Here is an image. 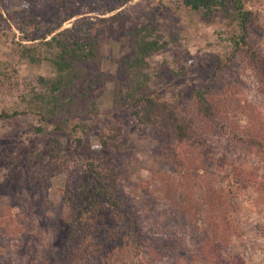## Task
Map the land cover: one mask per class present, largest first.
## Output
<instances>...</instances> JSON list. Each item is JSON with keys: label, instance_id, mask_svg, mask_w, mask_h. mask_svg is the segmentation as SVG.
<instances>
[{"label": "rangeland", "instance_id": "374dc122", "mask_svg": "<svg viewBox=\"0 0 264 264\" xmlns=\"http://www.w3.org/2000/svg\"><path fill=\"white\" fill-rule=\"evenodd\" d=\"M8 3L17 18L7 15L0 0V114L5 110L9 115L0 118V264L60 262L70 231V207L63 202L62 193L73 186L76 177L70 171L76 163L67 154L68 168L40 170L36 154L46 151L50 136L69 145L80 135L85 146L98 145L106 124L121 126L119 143L123 150L111 153V158L118 168L120 196L135 205L141 215L142 232L147 235L141 248L147 251L143 264H204L195 257L203 230L221 236L217 249L222 259L236 258L235 264H264V204L258 181L264 180V152L238 146L222 131L206 126L204 137L219 152H225L237 171L261 176H255L257 183H241L233 199L236 209L216 204L209 207L213 201L207 197L208 191L216 193L224 185L222 174L205 166L188 144L172 141L174 155L160 142L157 128L139 123L129 107L114 97L121 61L132 52L130 32L141 23L154 22L174 41L148 58L151 67L158 70L150 80L151 90L192 109L195 89L210 81L209 72L218 59L221 64L210 84L211 97L227 114L228 122L235 127L252 123L264 139V76L241 54L227 61L231 44L224 38L226 19L222 15L202 18L184 7L182 0H81L78 13L48 33L57 24L59 0ZM246 6L258 16L250 41L264 58V0H249ZM29 17L35 18V27L25 23ZM83 19L91 20L89 32L105 72L104 80L91 92L95 112L87 113L84 107L65 130L57 129L54 122L38 120L30 112L11 115L14 110L25 109L20 99L25 88L40 76L53 73L48 62L31 63L18 47L34 42L27 37L33 32V37L48 33L49 38ZM74 123H85V134L79 128L73 133ZM37 126L42 131L38 132ZM177 157L180 165L172 159ZM82 161L78 157V162ZM182 165L195 181L188 174L181 175ZM204 168H209L208 173ZM106 220L113 224L112 218L107 216ZM76 264L93 262L83 259Z\"/></svg>", "mask_w": 264, "mask_h": 264}, {"label": "trees", "instance_id": "16d2710c", "mask_svg": "<svg viewBox=\"0 0 264 264\" xmlns=\"http://www.w3.org/2000/svg\"><path fill=\"white\" fill-rule=\"evenodd\" d=\"M247 1L182 0V3L202 18L222 15L226 19L224 38L231 44L227 61L241 54L264 76V58L250 41L251 29L258 24L259 19L246 6ZM80 4L81 0H59L55 15L57 24L48 33L77 14ZM2 5L10 18H17V12L10 8L8 0H2ZM99 12L102 13V10ZM24 21L27 25L31 22V27L36 25L34 17ZM90 27L91 20L83 19L70 28L57 30L49 38H46L48 33L38 37H33L35 32L33 35L26 34L34 42L20 45L19 53L34 64L48 62L53 73L40 76L35 84L27 86L20 95L25 109L14 110L11 115L30 112L38 120L54 122L57 129L65 130L84 107L87 113L95 112L91 92L96 84L104 80L105 72L100 65V56L95 40L90 35ZM130 35L132 52L121 61L120 72L115 80L116 102L129 107L131 115L139 123L157 128L160 142L165 148L174 151L172 141L188 144L193 154H199L205 166L218 170L223 176L224 185L216 193L208 191L207 197L213 203L205 204L209 207L216 204L224 209H236L237 204L233 199L238 195L241 183L249 180L257 183L256 177L261 176L254 174L256 177H252V174L244 170L237 171L225 152H219L207 141L203 135L204 128L210 126L222 131L230 141L250 151L255 149L264 152V139L255 132L252 123L235 127L231 121L228 122L227 114L211 97L210 84L216 78L221 63L217 59L214 69L209 72L210 81L195 89L194 105L189 109L187 105H180L178 99L168 101L150 88V80L154 74H158V70L151 67L148 58L174 40L168 38L162 27L154 22L141 23ZM178 93L180 95L181 92ZM2 116L9 117L5 110L1 112L0 118ZM77 128L84 134L88 129L85 123H74L71 128L73 133H77ZM36 130L42 131V127L37 126ZM121 135V126L106 124L99 135L98 145L85 146L84 137L80 135L75 136L69 145L50 136L46 151L37 152L40 170L47 167L44 170L56 172L68 168L67 154L76 163L70 171L76 177L73 186L68 192L66 189L62 193L63 202L70 207V231L62 246L61 260L56 264H76L83 259L91 260L93 264H143V256L147 251L143 252L141 248L147 235L142 232L141 215L135 205L120 196L118 168L111 158V153L117 154L123 150L119 143ZM78 157L84 161L78 162ZM172 159L180 165L178 157ZM208 169L204 168V171L208 173ZM179 170L184 172L182 176L188 174L183 165ZM258 181L263 191L260 201L264 204V180ZM65 187L68 188V183ZM203 205L204 201L201 207ZM107 216L113 219L112 225L106 220ZM222 239H225L224 235ZM219 241L221 236L216 232L207 233L203 230L197 240L195 257L204 264H235L238 261L236 258L220 257L217 249ZM165 244L169 245L168 242Z\"/></svg>", "mask_w": 264, "mask_h": 264}]
</instances>
